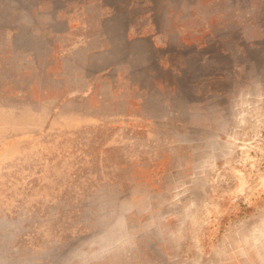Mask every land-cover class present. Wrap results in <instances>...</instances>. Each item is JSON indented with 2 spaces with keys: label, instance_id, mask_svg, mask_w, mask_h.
I'll return each mask as SVG.
<instances>
[{
  "label": "rangeland",
  "instance_id": "374dc122",
  "mask_svg": "<svg viewBox=\"0 0 264 264\" xmlns=\"http://www.w3.org/2000/svg\"><path fill=\"white\" fill-rule=\"evenodd\" d=\"M0 264H264V0H0Z\"/></svg>",
  "mask_w": 264,
  "mask_h": 264
}]
</instances>
